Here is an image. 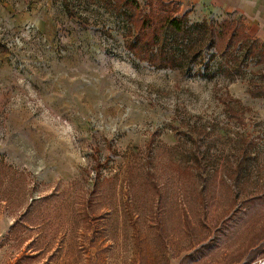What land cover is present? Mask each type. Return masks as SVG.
Masks as SVG:
<instances>
[{
    "label": "rangeland",
    "instance_id": "rangeland-1",
    "mask_svg": "<svg viewBox=\"0 0 264 264\" xmlns=\"http://www.w3.org/2000/svg\"><path fill=\"white\" fill-rule=\"evenodd\" d=\"M126 33L104 0H0V264H264L263 66L155 70Z\"/></svg>",
    "mask_w": 264,
    "mask_h": 264
},
{
    "label": "trees",
    "instance_id": "trees-1",
    "mask_svg": "<svg viewBox=\"0 0 264 264\" xmlns=\"http://www.w3.org/2000/svg\"><path fill=\"white\" fill-rule=\"evenodd\" d=\"M104 1L121 12L127 23L124 49L155 70H177L182 76L213 78L212 70L218 59L217 70L231 81L242 73L248 59L262 65L264 70V44L249 35L240 21L191 22L188 13L180 14L175 3L161 0H148L144 6L136 0ZM250 83V96L264 101V83ZM235 102L239 104L238 100ZM235 109L231 108V112ZM203 248L206 246L185 258H192Z\"/></svg>",
    "mask_w": 264,
    "mask_h": 264
},
{
    "label": "crops",
    "instance_id": "crops-1",
    "mask_svg": "<svg viewBox=\"0 0 264 264\" xmlns=\"http://www.w3.org/2000/svg\"><path fill=\"white\" fill-rule=\"evenodd\" d=\"M175 3L180 14L189 13L195 8L212 14L238 13L244 18L251 36L264 44V0H161Z\"/></svg>",
    "mask_w": 264,
    "mask_h": 264
},
{
    "label": "water",
    "instance_id": "water-1",
    "mask_svg": "<svg viewBox=\"0 0 264 264\" xmlns=\"http://www.w3.org/2000/svg\"><path fill=\"white\" fill-rule=\"evenodd\" d=\"M263 263H264V261H263Z\"/></svg>",
    "mask_w": 264,
    "mask_h": 264
}]
</instances>
